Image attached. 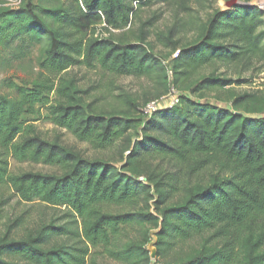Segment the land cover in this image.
I'll return each instance as SVG.
<instances>
[{
    "label": "trees",
    "instance_id": "obj_1",
    "mask_svg": "<svg viewBox=\"0 0 264 264\" xmlns=\"http://www.w3.org/2000/svg\"><path fill=\"white\" fill-rule=\"evenodd\" d=\"M191 1L21 0L18 8L0 2V50L41 46V67L52 76L84 66L152 86L142 102L124 95L114 113L89 101L72 79L12 85L16 100L0 95L1 202L9 189L23 203L68 210L26 238L11 237L24 226L18 219L0 236V264H88L97 248L120 264H152L153 238L165 264H264V93L238 94L236 80L219 74L264 69V11L213 9L184 43ZM160 4L174 11L173 25L154 33L161 17L154 16L133 32L141 10ZM156 43L167 55L156 52ZM172 89L178 106L143 113ZM211 94L229 106L209 103ZM38 106L95 151L118 149V159L88 158L42 138L28 119ZM11 159L61 173L13 175ZM105 206L127 211L111 214Z\"/></svg>",
    "mask_w": 264,
    "mask_h": 264
},
{
    "label": "rangeland",
    "instance_id": "obj_2",
    "mask_svg": "<svg viewBox=\"0 0 264 264\" xmlns=\"http://www.w3.org/2000/svg\"><path fill=\"white\" fill-rule=\"evenodd\" d=\"M260 0H252L250 4L253 7L263 8L260 5ZM0 2L6 3V6L18 8L21 5V0H0ZM227 0H197L191 1L192 11L189 14L183 15L184 23L186 24L185 30L181 35V39L184 43L191 42L199 31L203 21H206L209 14L213 12V9H221L227 11ZM154 16H161L156 23L155 28L152 30L154 33L158 31H165L171 27L175 21L174 11L171 7L164 6L162 4L145 7L141 10L139 19L135 22L132 29L133 32H137L141 22H146L152 19ZM151 41H155V37L151 38ZM156 52L165 56L169 50H165L160 44L156 43ZM175 55V54H174ZM174 57V56H173ZM43 59L42 47L34 46L25 52L18 51L14 48L10 50H0V95L8 96L10 99H18V93L15 89L11 88L12 85H17L24 88H32V84L46 79H51L57 85L62 79L75 80L78 87L88 92L87 97L89 101H95L96 106L108 113H114L123 109V96L128 94L133 97H137L140 102L143 101L145 92L149 90L151 82L148 79H140L134 77H119L111 75L102 71L100 68L87 69L84 66H75L68 72L59 75L52 76L45 72L41 67ZM168 66L172 65L171 60L166 62ZM213 70V69H212ZM207 69L205 73L212 71ZM219 74L226 75L228 79H235L236 84L232 86L236 93L244 94L253 91H260L264 93V69L252 70L245 73L242 77L238 76L233 70L221 69ZM231 88V87H230ZM215 94H211L206 100L216 106L227 108L229 104L227 102H219L215 99ZM223 95L222 97H224ZM51 99H57V95L54 93L51 95ZM161 102L160 110H167L170 107H176L170 98L166 97ZM39 114L29 117V121L37 128L40 136L48 141H60L62 145L82 152L88 158H103L106 160L118 159V149L111 151L99 152L92 149L89 145L79 142L71 133L65 129L58 128L51 123L48 118V110L45 107H37ZM118 167L122 166V163L117 164ZM169 167L165 165L164 170H168ZM10 170L13 175H20L28 172H36L42 174H60L61 171L57 167L47 166L43 164L32 163H18L11 159ZM172 171V169H170ZM5 204L0 200V236H5L10 233V228L13 227L18 219L23 218L24 226L17 232H12L11 237L23 238L28 236L39 224L43 221H48L52 216L62 218L68 210L65 208L54 209L47 207L39 202L33 204H26L20 201L19 197L14 196L9 189H4ZM4 204V206H3ZM103 210L107 213L116 214L123 211H127L122 207L105 206ZM151 212H155L154 208ZM135 235V234H133ZM58 242L62 243L61 240ZM157 239L153 238L152 242L148 245L147 249L151 253V259L153 253L156 251ZM158 260L157 258H155ZM88 264H120L113 261L103 254L101 248L92 249V254L89 258Z\"/></svg>",
    "mask_w": 264,
    "mask_h": 264
},
{
    "label": "built area",
    "instance_id": "obj_3",
    "mask_svg": "<svg viewBox=\"0 0 264 264\" xmlns=\"http://www.w3.org/2000/svg\"><path fill=\"white\" fill-rule=\"evenodd\" d=\"M177 56H178V52L174 55L173 58H176ZM165 98H163V99H165ZM168 98H170L171 101H173V104L175 106H178L180 104V94L175 89H172V92L168 96ZM161 101H162V99L160 101H155V102L149 103L143 109V113L146 116L151 117L153 114H155L156 112L160 111V105L164 104V102H161ZM169 108H172V107L169 106ZM152 264H165V263L160 262L159 260H156V259H152Z\"/></svg>",
    "mask_w": 264,
    "mask_h": 264
},
{
    "label": "water",
    "instance_id": "obj_4",
    "mask_svg": "<svg viewBox=\"0 0 264 264\" xmlns=\"http://www.w3.org/2000/svg\"><path fill=\"white\" fill-rule=\"evenodd\" d=\"M238 5H241V6H252V4H245V3H242V2H239L238 0H230L227 2V8L229 9H232ZM260 10L264 11L263 8H259ZM157 252L155 251L152 255V259H155L157 257Z\"/></svg>",
    "mask_w": 264,
    "mask_h": 264
},
{
    "label": "bare ground",
    "instance_id": "obj_5",
    "mask_svg": "<svg viewBox=\"0 0 264 264\" xmlns=\"http://www.w3.org/2000/svg\"><path fill=\"white\" fill-rule=\"evenodd\" d=\"M260 5L264 7V0H260Z\"/></svg>",
    "mask_w": 264,
    "mask_h": 264
}]
</instances>
